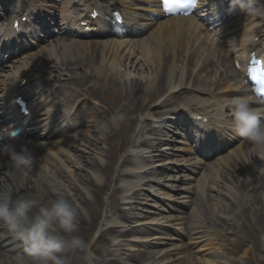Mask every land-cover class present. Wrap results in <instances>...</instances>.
Returning a JSON list of instances; mask_svg holds the SVG:
<instances>
[{
	"label": "bare ground",
	"instance_id": "obj_1",
	"mask_svg": "<svg viewBox=\"0 0 264 264\" xmlns=\"http://www.w3.org/2000/svg\"><path fill=\"white\" fill-rule=\"evenodd\" d=\"M34 1L30 0V4L32 5ZM72 1L65 0L62 3V20H53L57 27V31H53L58 36L56 42L42 47L37 53L30 52L10 64H3L0 71V125L5 120H9L11 113H15V105L11 102L13 93L23 92L29 97L32 105L36 104L39 93L37 89L45 92L40 85L41 79L44 78L40 72L48 68L58 69L72 65L71 58L77 54L87 55L89 66H92L94 61L99 62V65L94 67V72L104 74L111 70L109 79L113 84L117 85L120 78L126 79L123 92L115 95V98H119L118 102L123 100L128 102L121 107L122 109L128 106L137 109L138 103L133 102L141 91V82L155 85L154 88L149 89L147 95L149 101L159 100L156 109L159 113L153 115L149 112L152 118L142 121L135 135L134 149L148 143L146 138L144 140L140 138L147 132L146 129L143 130L146 120H151L147 127L155 123L154 118L157 119L156 125H159L163 117L176 116L180 109H190L195 113L201 109L204 112L215 113L219 117L221 126L211 130L216 132L229 130L231 101L251 97L249 87L242 84L232 61L235 59L240 63H247L253 51L264 54V17L247 19L246 22L243 14H238L237 10H230L229 0H207L206 10L211 11L209 6L215 4L217 9L220 11L222 9V13L230 19V22L220 26H210L201 22L199 15L160 20L153 18L146 24L145 37L134 35L131 26L125 28V33L120 34L118 31L112 36L109 30L105 29L112 22L109 19L111 16L105 14L99 21L104 25L102 34L107 36L97 38L93 33L89 35L81 30L75 23L77 19L75 16L81 17L82 21L90 25L94 22L91 17L94 8L99 6L105 11L114 6L122 8L130 19L137 20L139 12L136 7L144 8L146 4L158 3L159 0H74L75 3ZM10 2L4 3L3 6L8 5L7 9H10ZM25 5L26 1L22 0L21 6ZM13 12L15 13L16 10ZM60 38H69V40L64 41ZM32 77H35L34 80L38 83L35 89L29 86ZM160 78L164 84L157 82ZM23 80L28 84L21 85ZM75 82L78 83L80 80L75 77ZM220 85L225 86L220 89ZM176 93H181L182 97L177 99L174 96ZM144 109V106L140 108L141 111ZM111 110L113 111V107ZM107 112L104 111L105 114ZM115 112L121 113L117 110ZM259 112L261 114L262 110ZM57 114H61L59 109ZM123 114L124 117L131 118L126 110H123ZM71 116L67 111L61 120L50 122L49 129L57 124V131L53 128L49 131L44 130L43 133L44 128L39 122L36 120L28 122L30 129L18 141L28 142L34 154V163L26 173L14 178L16 191L32 193L38 204H44L51 198L62 197L79 205L83 209V214L78 217V232L75 234L85 240L88 238L87 232L91 224L100 220L105 228L100 235L96 232L93 239L103 245L104 250L103 257L94 260V264H183L184 261V264H228L225 257L221 256L225 252L224 247L221 245L217 247L212 243V235L216 233L211 232L213 231L211 226L205 225V216L200 212V208H193L191 215L181 214L183 206H187V199H184V196H192L199 185L194 186L193 182L198 180V177L192 175L201 162L193 156L191 150H185L178 158L161 152L160 157L155 156L153 161L148 162L149 160L146 159L151 157L145 156L147 152L142 151L137 154L133 149L114 168L109 169L105 163V153L110 152L109 156L112 157L111 152L115 151L110 137L120 135L121 132L117 133L114 125H110V129L106 132L101 131L99 126L104 121L95 110L90 112L89 117L82 120L79 126L68 122ZM17 118L12 123L13 127L25 124L24 120H20V116ZM134 121L130 119L129 126ZM201 130L200 128L197 132ZM149 131L156 134L162 132V129L156 126ZM166 133L169 137L170 131ZM169 141L174 142V140ZM148 146L150 152H157L151 143ZM115 154L118 155V152L116 151ZM82 156H85V159H82ZM257 156L264 159V147L257 148L240 140L226 155L217 158L210 166L211 169L216 168L222 173L219 175L212 171L209 190L212 192V197L217 200L214 202L218 209L217 215L225 218L226 221L231 217L224 214L230 206L227 203L228 196L225 190L230 193V200H237L238 183L244 188L245 180L261 178L260 175H264V172L259 173L254 170L262 163ZM111 160L114 163V158ZM6 161V156H0V184L13 181V177L8 174ZM183 168L187 169V175L191 176L188 185L179 183L181 179L189 180L187 175L182 173ZM161 170L169 172L178 170L182 175H165ZM104 171L111 182L103 181ZM224 176L230 179L226 183ZM260 180L263 182L264 177ZM151 184L158 186L157 188L163 187V191L166 187L168 190L157 192L155 189L147 196L149 198L153 196L154 200L150 201L159 204L162 208L160 214L155 213L156 217L148 221L145 215L152 214V211L149 200L143 199L142 192L147 190L146 186L152 188ZM111 187L113 195L109 198L112 199L106 201L105 211H102V201L106 200L104 195L107 191L110 192ZM200 195L202 196L203 193ZM246 199L249 210L245 214L250 212L253 223L261 224L260 217L263 216L264 208L252 210L253 203L248 196ZM260 199L264 202V186ZM138 201L145 208L144 213L135 212L138 209L133 205ZM134 222H139L140 226H130ZM147 228L149 232L146 231ZM183 235L191 241L194 240L193 249L200 250L207 245H212V248L200 255L191 251L187 255L189 250L187 251L185 247L190 245L191 241L187 240L183 244L175 242ZM107 236H110L108 240L105 239ZM119 237L124 238L118 240ZM151 239H157L158 242H153ZM170 242H173L172 245L169 244ZM238 244L239 241L233 243L231 250L239 251ZM0 245V264H9L10 257L20 250V246L3 222H0ZM125 250L128 252L124 253ZM257 252L264 253L263 237L258 241L253 254ZM247 253L248 250L244 255ZM70 264H82V261L78 256L71 257ZM230 264H241V260L230 257ZM261 264H264V261Z\"/></svg>",
	"mask_w": 264,
	"mask_h": 264
},
{
	"label": "clouds",
	"instance_id": "obj_2",
	"mask_svg": "<svg viewBox=\"0 0 264 264\" xmlns=\"http://www.w3.org/2000/svg\"><path fill=\"white\" fill-rule=\"evenodd\" d=\"M230 10H238L252 20L264 17V0H230ZM249 99L231 101L229 130L250 145L264 147V119L250 106ZM123 113L113 114L109 121L100 124L106 132L110 125L124 119ZM6 131V130H5ZM0 156L7 157L9 176L13 181L0 184V222L8 228L19 243L20 250L12 255L9 264H70L71 257H79L82 264H94L88 242L78 232V217L83 214L79 205L62 197L48 199L38 204L30 192H18L14 178L26 173L34 163V154L28 142H19L11 133L9 142L0 147ZM259 157V156H257ZM254 170L264 172V159Z\"/></svg>",
	"mask_w": 264,
	"mask_h": 264
},
{
	"label": "rangeland",
	"instance_id": "obj_3",
	"mask_svg": "<svg viewBox=\"0 0 264 264\" xmlns=\"http://www.w3.org/2000/svg\"><path fill=\"white\" fill-rule=\"evenodd\" d=\"M103 89H104V86L102 87L101 89V92H100V95H98L99 97H102L103 98ZM108 99H111L110 96H107ZM106 100V99H105ZM148 102V98L146 95H140L138 97V103H142L143 105H145L146 103ZM117 106L118 108L120 107V105L117 103ZM148 108H150L151 110L153 108H155V105H150ZM147 108V109H148ZM127 109V108H126ZM129 111V113L134 117V118H139L141 113H139L138 110H135L136 113H133L132 111H130L129 109H127ZM143 115L145 116V113H143ZM121 140H118L116 141L115 143H119ZM132 145V142L129 141L127 144H125L123 146V152L121 153H118V155L112 153V157L114 158V163L113 161L111 160L110 156H109V153L106 152L105 155L107 157V160H108V168L112 169L115 167L116 164H118L120 162V160L122 159V157H125L124 155H126L130 149ZM156 188V187H155ZM154 188V189H155ZM149 189V188H148ZM150 191V189L148 190V192ZM148 192H143L142 194H144L143 199H146V200H149V204H150V209L152 211V214H149V215H156L159 213H161V208H159V204H155L154 202L150 201V200H154L153 196H151V198L147 197L148 195H150ZM151 192V191H150ZM258 195L257 192H255L252 196H256ZM201 202H205V203H208L209 205H207L205 207V210L207 213H203L205 216H206V223H209L211 222V216L213 214L216 213L213 205L212 204V201L210 200V198L206 199H202ZM134 208L135 209H138V210H135V212H145V208H143V206L139 203H134ZM139 207V208H138ZM142 209V210H141ZM236 211L235 213H230V215H232V220H230V229L227 231V232H224L222 238H221V243L227 241V244H225V246L228 247L227 249V253L226 255L228 256L226 259V262L228 264H230V257H235V258H240L242 257L244 254V252L246 250H248V248L250 246H253L254 243H256V239H257V235L260 234V230L256 229L257 227L259 226H255L253 225L250 221H249V224L246 223L248 221V219L246 218V215L243 214V210L244 209H241L239 207H236L234 208ZM104 210V207H102V211ZM244 212H247V211H244ZM154 213V214H153ZM156 217V216H155ZM153 218V217H152ZM151 218V219H152ZM148 221H150L151 219L147 218ZM262 223H263V220L261 217H260ZM215 221V220H213ZM218 222L221 224L222 220H218ZM227 224L225 226H228V222H226ZM233 223V224H232ZM98 224V223H97ZM136 223H132L131 226H135ZM264 226V225H263ZM149 232V231H147ZM151 232H153V230H151ZM92 235H90L87 239L88 243L91 242L92 240ZM234 238H236L237 240L238 239H241L240 243L241 245H239V251H237L238 253H234L233 251H230V246H232V243L230 244L231 240H233ZM151 241V240H150ZM153 241H158V240H153ZM96 248V247H95ZM102 248V247H101ZM232 248V247H231ZM92 252V251H91ZM128 251H125V253H127ZM93 253V252H92ZM262 255V259L259 258L257 255H252V258L251 259H248L247 256H244L243 257V261H241L242 264H260V260H263L264 259V253L263 254H260ZM94 258H99L101 257L100 254L96 253V254H93ZM223 256V255H222Z\"/></svg>",
	"mask_w": 264,
	"mask_h": 264
},
{
	"label": "snow or ice",
	"instance_id": "obj_4",
	"mask_svg": "<svg viewBox=\"0 0 264 264\" xmlns=\"http://www.w3.org/2000/svg\"><path fill=\"white\" fill-rule=\"evenodd\" d=\"M190 2H194V0H190ZM162 3L164 9L171 12L173 7L177 6L178 0H162Z\"/></svg>",
	"mask_w": 264,
	"mask_h": 264
}]
</instances>
